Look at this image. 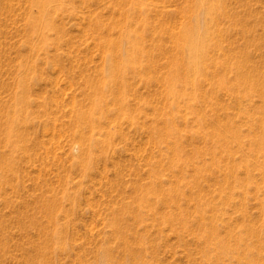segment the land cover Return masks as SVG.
<instances>
[{
  "label": "rangeland",
  "instance_id": "obj_1",
  "mask_svg": "<svg viewBox=\"0 0 264 264\" xmlns=\"http://www.w3.org/2000/svg\"><path fill=\"white\" fill-rule=\"evenodd\" d=\"M0 264H264V0H0Z\"/></svg>",
  "mask_w": 264,
  "mask_h": 264
},
{
  "label": "bare ground",
  "instance_id": "obj_2",
  "mask_svg": "<svg viewBox=\"0 0 264 264\" xmlns=\"http://www.w3.org/2000/svg\"><path fill=\"white\" fill-rule=\"evenodd\" d=\"M121 41V40H120ZM137 48V47H136ZM126 55V54H125ZM122 61H123V59H122ZM117 62V61H116ZM131 62V61H130ZM122 66H126L127 65V62L124 60L123 62H122V64H121ZM129 65V64H128Z\"/></svg>",
  "mask_w": 264,
  "mask_h": 264
}]
</instances>
